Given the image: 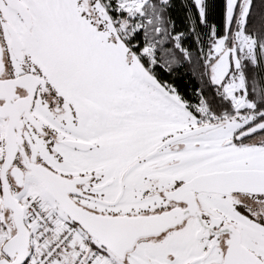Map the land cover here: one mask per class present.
Instances as JSON below:
<instances>
[{"label":"snow or ice","instance_id":"1","mask_svg":"<svg viewBox=\"0 0 264 264\" xmlns=\"http://www.w3.org/2000/svg\"><path fill=\"white\" fill-rule=\"evenodd\" d=\"M0 264H264V0H0Z\"/></svg>","mask_w":264,"mask_h":264}]
</instances>
